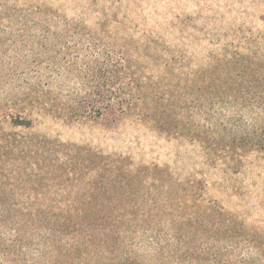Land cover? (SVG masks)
<instances>
[{"label":"trees","instance_id":"16d2710c","mask_svg":"<svg viewBox=\"0 0 264 264\" xmlns=\"http://www.w3.org/2000/svg\"><path fill=\"white\" fill-rule=\"evenodd\" d=\"M46 117L137 122L248 177L264 163V31L197 64L123 0L0 3V251L29 264H264V225L201 175L40 136Z\"/></svg>","mask_w":264,"mask_h":264},{"label":"rangeland","instance_id":"374dc122","mask_svg":"<svg viewBox=\"0 0 264 264\" xmlns=\"http://www.w3.org/2000/svg\"><path fill=\"white\" fill-rule=\"evenodd\" d=\"M123 3L132 5L134 18L141 27L147 30L156 27L170 45L182 50L183 56L192 53L197 64L212 48L264 31L261 19L264 0H123ZM35 130L40 136L89 145L106 154L130 156L137 164L167 165L181 177L201 175L209 184L211 197L238 212L248 223L264 225V163L248 177H226L222 170L206 163L197 145L169 139L137 122L114 129L101 123H67L46 117L36 124ZM22 241L33 248L32 241L36 239ZM2 250L11 259H21L27 264L32 257L22 250L10 252L5 247ZM3 251L0 264H5Z\"/></svg>","mask_w":264,"mask_h":264}]
</instances>
